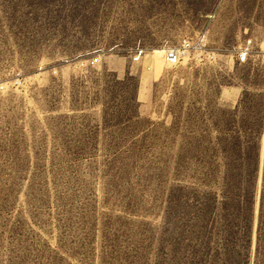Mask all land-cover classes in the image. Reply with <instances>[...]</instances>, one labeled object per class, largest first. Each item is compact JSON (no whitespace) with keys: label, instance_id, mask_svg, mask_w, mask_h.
Instances as JSON below:
<instances>
[{"label":"rangeland","instance_id":"obj_1","mask_svg":"<svg viewBox=\"0 0 264 264\" xmlns=\"http://www.w3.org/2000/svg\"><path fill=\"white\" fill-rule=\"evenodd\" d=\"M0 264H264V0H0Z\"/></svg>","mask_w":264,"mask_h":264},{"label":"built area","instance_id":"obj_2","mask_svg":"<svg viewBox=\"0 0 264 264\" xmlns=\"http://www.w3.org/2000/svg\"><path fill=\"white\" fill-rule=\"evenodd\" d=\"M205 34L198 36L197 40L185 39L177 46L167 47L164 50L165 62L171 67H178L183 63L195 59L196 57H210V53L205 50ZM252 49V41H248L246 44L239 48L237 53V60L240 63H246L249 59ZM144 50L138 49L135 51L132 60L138 62Z\"/></svg>","mask_w":264,"mask_h":264}]
</instances>
